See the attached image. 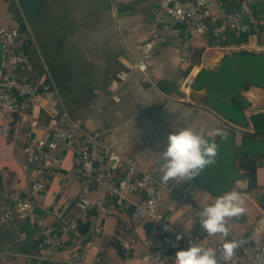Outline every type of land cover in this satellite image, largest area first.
<instances>
[{"label": "crops", "instance_id": "crops-1", "mask_svg": "<svg viewBox=\"0 0 264 264\" xmlns=\"http://www.w3.org/2000/svg\"><path fill=\"white\" fill-rule=\"evenodd\" d=\"M226 4L233 3L226 0ZM256 9L264 13V3H257ZM0 22L20 28L32 63L30 77L47 68L55 83V88L46 93L45 106L38 111L40 122L82 121L87 130H101L112 148L134 156L146 170L160 167L158 153L166 146L170 132L187 127L206 136L217 128L234 127L210 107L203 91L188 87V79L201 68H215L234 51L264 53V25L258 34L240 37L228 26L220 27L219 34L214 36L211 27L198 37L192 58L180 63L178 53L187 27L182 22H172L154 0H0ZM166 22L171 23L168 40L150 60L147 80L133 73L126 84L115 90L120 97L115 101L110 96L115 88V73L128 69L140 57L139 43ZM242 94L252 106L245 109L249 124L238 129L237 144L247 136L264 139V89L247 86ZM91 102L101 104L103 110L96 111ZM13 119L0 104V122ZM26 141L24 133L15 141L0 136V213L7 202L6 192L19 190L27 194L33 179L35 164L24 152ZM57 152L61 163L51 174L42 201L0 226V264H70L71 235L62 234L58 227L56 234L62 236L64 247L49 260L36 257L42 241L40 220L56 225L54 210L63 205L71 213L78 212L82 177L76 149L59 142ZM257 163L256 187L248 189V180L243 176L228 190L241 194L246 211L240 217L226 219V237L209 236L199 219L193 221L195 231L206 242L225 244L245 237L253 243L264 241V232H251L264 201V157ZM172 182L174 191L164 196L159 207L176 228H183L193 213L179 197L180 192L186 191L187 199L201 210L222 195H212L193 179ZM91 197L106 201L107 191L94 186ZM171 206L174 208L170 209ZM130 210L126 207L98 220L93 209L89 219L81 223V228L90 223L86 232L81 231L83 244L89 243L94 252L120 262L122 255L114 239L129 222ZM97 223L100 231L94 230ZM144 251L136 243V255ZM87 261L90 264V256ZM132 264L144 263L136 259Z\"/></svg>", "mask_w": 264, "mask_h": 264}, {"label": "built area", "instance_id": "built-area-1", "mask_svg": "<svg viewBox=\"0 0 264 264\" xmlns=\"http://www.w3.org/2000/svg\"><path fill=\"white\" fill-rule=\"evenodd\" d=\"M231 1L233 4L228 6L226 0H154L172 22H182L187 27L178 53L180 63L192 58L198 37L211 27L214 36L219 34L222 26L232 28L237 37L262 32L264 13H258L256 4L264 3V0ZM156 16L159 17L158 14ZM170 30L171 23H162L139 43L140 57L128 69L115 73V88L110 94L115 101L120 100L115 90L126 84L133 73L147 80L150 60L167 42ZM31 69L27 41L20 28L0 22V104L14 116L11 122H0V136L15 141L24 133L27 139L24 152L35 164L27 194L19 190L6 192L7 202L0 213V226L22 216L42 201L51 174L61 163L57 152L59 142L76 149L82 177L78 212L71 213L63 205L54 210L56 225L40 220L42 241L36 255L40 261L51 259L64 247L62 236L56 234L58 227L62 234L71 235L70 264H89V256L90 264H132L136 259L144 264H166L175 261L176 251L189 246L214 249L218 264H264V241L253 243L250 237L234 238L239 246L231 259L225 262L224 244L208 243L195 231L193 221L199 219L202 210L187 199L186 191L180 192L179 197L193 213L183 228L174 227L159 207L164 196L174 191V184L172 180L166 184L161 181L159 166L150 170L142 168L134 156L112 148L101 130H87L82 121L51 119L40 122L38 111L45 106L46 93L55 88V83L47 68L36 77H30ZM194 77L187 80L189 88H192ZM91 105L96 111L103 110L101 104L91 102ZM97 185L106 189V201H95L91 197V191ZM261 205V213L251 232H264V201ZM126 207L131 209L130 220L114 239L122 255L121 261L115 263L94 252L91 244H83L80 228L93 209L96 218L101 220ZM100 229L98 223L94 225L95 231ZM178 235L183 238L177 240ZM136 243L145 249L140 256L135 252Z\"/></svg>", "mask_w": 264, "mask_h": 264}, {"label": "water", "instance_id": "water-1", "mask_svg": "<svg viewBox=\"0 0 264 264\" xmlns=\"http://www.w3.org/2000/svg\"><path fill=\"white\" fill-rule=\"evenodd\" d=\"M247 86L264 89V53L234 51L222 58L213 69L201 68L192 82V88L203 91L210 107L234 127L224 130L227 137L211 139L218 144L215 163L206 166L193 181L212 195H220L243 178V171L236 166V160L251 159L264 155V139L247 136L237 144L238 129L249 124L245 109L252 102L243 96ZM264 103V100H263ZM90 227L87 222L81 231Z\"/></svg>", "mask_w": 264, "mask_h": 264}, {"label": "clouds", "instance_id": "clouds-1", "mask_svg": "<svg viewBox=\"0 0 264 264\" xmlns=\"http://www.w3.org/2000/svg\"><path fill=\"white\" fill-rule=\"evenodd\" d=\"M227 137L222 129H215L207 135H201L190 128L181 127L167 136L164 149L158 153L161 161L160 177L163 183L170 180L183 181L194 179L208 165L215 163L218 144L211 137ZM244 201L237 191H228L220 195L213 204L199 213L201 228L209 236L228 235L226 219L240 217L245 213ZM183 237L178 235L177 240ZM236 241L223 245V260L229 261L238 247ZM175 264H218L216 251L212 248L189 246L175 253Z\"/></svg>", "mask_w": 264, "mask_h": 264}, {"label": "trees", "instance_id": "trees-1", "mask_svg": "<svg viewBox=\"0 0 264 264\" xmlns=\"http://www.w3.org/2000/svg\"><path fill=\"white\" fill-rule=\"evenodd\" d=\"M203 98L205 101H207L205 97ZM260 157H264V156L256 155L251 159H240V158L237 159L239 160V164L238 165L236 164V166L239 169L243 170V176L248 180V189H251L257 186L256 170L259 165L257 162Z\"/></svg>", "mask_w": 264, "mask_h": 264}]
</instances>
